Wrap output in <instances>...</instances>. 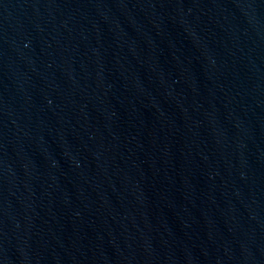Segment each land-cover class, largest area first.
<instances>
[{
    "label": "water",
    "instance_id": "95a60500",
    "mask_svg": "<svg viewBox=\"0 0 264 264\" xmlns=\"http://www.w3.org/2000/svg\"><path fill=\"white\" fill-rule=\"evenodd\" d=\"M0 264H264V0H0Z\"/></svg>",
    "mask_w": 264,
    "mask_h": 264
}]
</instances>
